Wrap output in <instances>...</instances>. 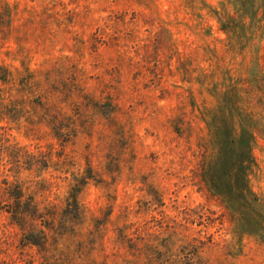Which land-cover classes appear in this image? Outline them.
Segmentation results:
<instances>
[{"label":"rangeland","instance_id":"obj_1","mask_svg":"<svg viewBox=\"0 0 264 264\" xmlns=\"http://www.w3.org/2000/svg\"><path fill=\"white\" fill-rule=\"evenodd\" d=\"M258 3L0 0V264H264V229L242 233L201 176L228 93L256 125L248 179L264 216ZM81 177L74 225L6 213L17 186L59 213ZM41 230L46 245H23Z\"/></svg>","mask_w":264,"mask_h":264},{"label":"trees","instance_id":"obj_2","mask_svg":"<svg viewBox=\"0 0 264 264\" xmlns=\"http://www.w3.org/2000/svg\"><path fill=\"white\" fill-rule=\"evenodd\" d=\"M247 1H250L251 5L259 2L255 12L249 11L248 15L253 19L254 13L262 10L261 20H264V0ZM7 94L0 89V97H8ZM5 109L6 106L0 104V111L3 112ZM221 114L212 132L211 142L215 154L210 155L202 163V180L212 195L218 197L231 212L239 215L241 232L254 234L264 229V216L256 211L258 198L252 193L248 179L250 168L254 165L252 145L256 125L250 120V116L235 107L228 93L222 100ZM87 179L81 177L76 180V185L73 184L69 188L65 207L61 212L47 215L40 212L36 204L29 201L24 203L18 186L15 189L8 186L7 189L11 188L8 197L12 201L6 205V213L10 214L18 224L29 218L39 222L46 229H51L55 225L62 228L66 225H74L81 219L78 196L86 186ZM5 184L8 183L5 181ZM48 237L45 230L23 233L22 243L37 247L44 246L47 244Z\"/></svg>","mask_w":264,"mask_h":264}]
</instances>
